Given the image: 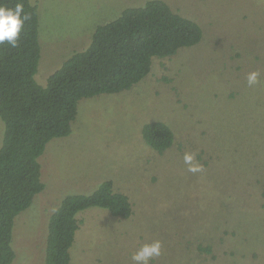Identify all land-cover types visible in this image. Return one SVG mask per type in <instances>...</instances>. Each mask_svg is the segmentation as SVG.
Returning a JSON list of instances; mask_svg holds the SVG:
<instances>
[{
	"label": "rangeland",
	"instance_id": "374dc122",
	"mask_svg": "<svg viewBox=\"0 0 264 264\" xmlns=\"http://www.w3.org/2000/svg\"><path fill=\"white\" fill-rule=\"evenodd\" d=\"M30 1L39 13L35 78L45 85L88 47L96 26L148 0ZM163 1L200 26L201 40L153 57L129 89L78 102L71 133L51 139L38 158L45 187L16 216L11 264H46L53 209L105 180L129 197L133 214L79 211L69 264H134L132 254L153 240L162 248L150 264H264V0ZM251 71L260 74L254 86ZM153 121L174 132L162 153L141 135ZM3 131L0 118V144ZM185 152L202 172L187 170Z\"/></svg>",
	"mask_w": 264,
	"mask_h": 264
},
{
	"label": "trees",
	"instance_id": "16d2710c",
	"mask_svg": "<svg viewBox=\"0 0 264 264\" xmlns=\"http://www.w3.org/2000/svg\"><path fill=\"white\" fill-rule=\"evenodd\" d=\"M17 2L23 3L29 19L16 47L0 44V118L4 123L0 144V264H11L15 258L12 236L16 216L45 187L38 158L51 139L71 133L78 102L129 89L148 75L153 57H171L180 48L196 45L202 37L195 21L163 0H148L96 26L88 47L69 56L41 85L35 78L41 52L38 7L30 0H0L10 8ZM141 135L160 153L174 142L172 128L162 121L144 124ZM93 206L124 219L133 214L129 197L115 191L111 180L101 182L89 194L64 196L49 216L46 264L70 263V248L79 228L76 215Z\"/></svg>",
	"mask_w": 264,
	"mask_h": 264
},
{
	"label": "clouds",
	"instance_id": "9594fccd",
	"mask_svg": "<svg viewBox=\"0 0 264 264\" xmlns=\"http://www.w3.org/2000/svg\"><path fill=\"white\" fill-rule=\"evenodd\" d=\"M29 15L24 11V5L17 2L14 8L0 3V44L7 42L12 47H16L18 39L26 20ZM259 72L251 71L247 74V83L249 86H254L259 83ZM184 164L187 165V170L191 173L203 171V166L195 161L194 154L185 152L183 155ZM56 211V209H53ZM161 242L153 240L150 243L142 244L131 256L134 264H150V261L161 255Z\"/></svg>",
	"mask_w": 264,
	"mask_h": 264
}]
</instances>
